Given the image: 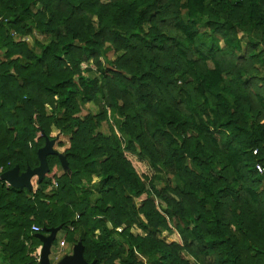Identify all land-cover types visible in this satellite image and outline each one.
<instances>
[{"label":"trees","instance_id":"trees-1","mask_svg":"<svg viewBox=\"0 0 264 264\" xmlns=\"http://www.w3.org/2000/svg\"><path fill=\"white\" fill-rule=\"evenodd\" d=\"M54 130L67 169L1 180ZM258 166L264 0H0V264L55 230L87 264H264Z\"/></svg>","mask_w":264,"mask_h":264},{"label":"water","instance_id":"water-1","mask_svg":"<svg viewBox=\"0 0 264 264\" xmlns=\"http://www.w3.org/2000/svg\"><path fill=\"white\" fill-rule=\"evenodd\" d=\"M59 137L51 140L49 137H46V145L44 148L40 149L38 152V157L40 160V166L28 170L24 173L20 172V168L16 166L14 169L7 171L2 174L1 180L5 181L9 186L18 190H33L32 179L37 176L39 181L41 182L46 174L50 171L48 164V156L50 155H58L62 166L64 169L68 168V162L65 157L58 152L56 149V144ZM58 231L55 230L51 233V235L46 237H40L43 240V246L41 250L40 256V264H52L50 254L51 247L53 246V240L55 239L56 233ZM57 264H87L84 260L82 247L80 245H76L74 248V252L72 255L65 256L59 263Z\"/></svg>","mask_w":264,"mask_h":264},{"label":"rangeland","instance_id":"rangeland-1","mask_svg":"<svg viewBox=\"0 0 264 264\" xmlns=\"http://www.w3.org/2000/svg\"><path fill=\"white\" fill-rule=\"evenodd\" d=\"M23 40L29 42L32 46L35 45V41L39 42L42 45L48 42V40L46 39L45 36L37 33L36 31L33 32V34H30V35L26 36ZM89 77L93 79V78H96L97 76L95 74H90ZM89 112L99 113L100 112V106H99V104H97V103L88 104L83 109V113L82 114L84 116V115H87ZM52 136L54 138L59 137V135H58V133H57L56 130H54V133L52 134ZM59 142H63L64 145L66 146V144L68 142V138L60 137V139L57 141L56 149L58 150V152L63 153L64 150H65V146H62V147L59 146ZM133 232L135 234L141 233L138 230H134ZM170 240L171 241H177V237L175 235H172V236H170ZM61 257L62 256H57L56 258L55 257L53 258V254H51V262H52V264L57 263V262H55L56 260L59 263L60 262L59 261V258H61Z\"/></svg>","mask_w":264,"mask_h":264},{"label":"crops","instance_id":"crops-1","mask_svg":"<svg viewBox=\"0 0 264 264\" xmlns=\"http://www.w3.org/2000/svg\"><path fill=\"white\" fill-rule=\"evenodd\" d=\"M55 238L57 240L58 245L56 247L54 246L51 247V254H53V258L54 257L56 258L57 256H62L61 258H59V261H61L65 256H69L73 254L75 246H73L70 242L66 241V234L64 232L58 231L56 233ZM62 242H65L64 247L61 246ZM41 250L42 247L38 249L40 256H41ZM51 254H50V258H51ZM55 262L58 263L57 260Z\"/></svg>","mask_w":264,"mask_h":264},{"label":"built area","instance_id":"built-area-1","mask_svg":"<svg viewBox=\"0 0 264 264\" xmlns=\"http://www.w3.org/2000/svg\"><path fill=\"white\" fill-rule=\"evenodd\" d=\"M257 169H258L259 173H260L262 176H264V167H262V166H258ZM77 218H79V216H77ZM72 229H73V228H72ZM32 231H33L34 233H40V232H42V229H41L38 225H34V226L32 227ZM120 231H121V229H120ZM61 246L64 247V246H65V242H62V243H61ZM38 262H39V264H40V259L38 260Z\"/></svg>","mask_w":264,"mask_h":264}]
</instances>
